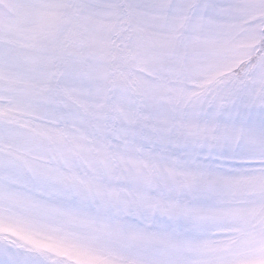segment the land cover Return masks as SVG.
<instances>
[{
	"label": "snow or ice",
	"instance_id": "1",
	"mask_svg": "<svg viewBox=\"0 0 264 264\" xmlns=\"http://www.w3.org/2000/svg\"><path fill=\"white\" fill-rule=\"evenodd\" d=\"M0 264H264V0H0Z\"/></svg>",
	"mask_w": 264,
	"mask_h": 264
}]
</instances>
